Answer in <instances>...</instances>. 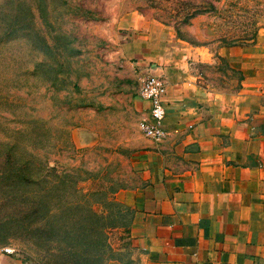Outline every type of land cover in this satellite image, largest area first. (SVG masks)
<instances>
[{
	"label": "rangeland",
	"instance_id": "1",
	"mask_svg": "<svg viewBox=\"0 0 264 264\" xmlns=\"http://www.w3.org/2000/svg\"><path fill=\"white\" fill-rule=\"evenodd\" d=\"M130 14L170 26L191 73L220 90L242 77L219 49L264 46V0H0V264H47L55 243L82 264H144L123 196L138 122L87 95Z\"/></svg>",
	"mask_w": 264,
	"mask_h": 264
},
{
	"label": "crops",
	"instance_id": "2",
	"mask_svg": "<svg viewBox=\"0 0 264 264\" xmlns=\"http://www.w3.org/2000/svg\"><path fill=\"white\" fill-rule=\"evenodd\" d=\"M120 26L119 46L105 55L107 77L87 89L93 105L124 109L139 123L148 118L140 81L158 73L164 83V138L154 142L136 127L130 145V247L144 264H264L261 39L243 54L219 49L242 77L228 91L191 73L170 26L136 14Z\"/></svg>",
	"mask_w": 264,
	"mask_h": 264
},
{
	"label": "built area",
	"instance_id": "3",
	"mask_svg": "<svg viewBox=\"0 0 264 264\" xmlns=\"http://www.w3.org/2000/svg\"><path fill=\"white\" fill-rule=\"evenodd\" d=\"M164 83L159 74L152 73L143 78L138 86L137 95L148 105L147 120L138 123L141 135L149 140L158 142L165 136L162 130V121L165 109L162 103ZM7 253H9L7 251Z\"/></svg>",
	"mask_w": 264,
	"mask_h": 264
},
{
	"label": "trees",
	"instance_id": "4",
	"mask_svg": "<svg viewBox=\"0 0 264 264\" xmlns=\"http://www.w3.org/2000/svg\"><path fill=\"white\" fill-rule=\"evenodd\" d=\"M33 225L29 224L23 230L27 234L28 238H34L36 239L35 236H37V230L32 227ZM63 228L60 226V228L54 230V236L52 238H57V234L60 232V229ZM47 235L49 237L48 242H51L52 239H50V236L52 235V229L51 227H47ZM45 232V231H44ZM56 245V254L52 259H49L47 261V264H82L81 259L78 257V254L76 255L75 253L68 251L69 253H63L64 255H61L60 248L58 247L57 243ZM60 252V253H59ZM37 264V263H36ZM86 264H94V260H87Z\"/></svg>",
	"mask_w": 264,
	"mask_h": 264
},
{
	"label": "water",
	"instance_id": "5",
	"mask_svg": "<svg viewBox=\"0 0 264 264\" xmlns=\"http://www.w3.org/2000/svg\"><path fill=\"white\" fill-rule=\"evenodd\" d=\"M155 74H158V73H155Z\"/></svg>",
	"mask_w": 264,
	"mask_h": 264
}]
</instances>
